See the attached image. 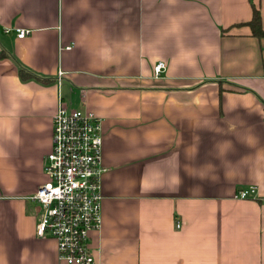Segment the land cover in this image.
<instances>
[{
    "label": "crops",
    "instance_id": "obj_1",
    "mask_svg": "<svg viewBox=\"0 0 264 264\" xmlns=\"http://www.w3.org/2000/svg\"><path fill=\"white\" fill-rule=\"evenodd\" d=\"M254 5L264 27V0H0V264H59L31 197L60 100L103 120L94 264H264Z\"/></svg>",
    "mask_w": 264,
    "mask_h": 264
},
{
    "label": "built area",
    "instance_id": "obj_2",
    "mask_svg": "<svg viewBox=\"0 0 264 264\" xmlns=\"http://www.w3.org/2000/svg\"><path fill=\"white\" fill-rule=\"evenodd\" d=\"M27 33L17 28L18 37ZM165 69V62L159 61L154 67L156 77ZM52 139L44 158L46 181L31 197L41 206L37 235L56 240L59 264H94L90 235L102 227L103 120L60 100L53 116ZM257 196L255 185L235 194L239 199Z\"/></svg>",
    "mask_w": 264,
    "mask_h": 264
},
{
    "label": "trees",
    "instance_id": "obj_3",
    "mask_svg": "<svg viewBox=\"0 0 264 264\" xmlns=\"http://www.w3.org/2000/svg\"><path fill=\"white\" fill-rule=\"evenodd\" d=\"M247 24L250 26L254 36H257L259 38L264 37V27L262 24L261 12L260 9L255 5L253 6L252 18L250 19V21L247 22ZM1 56H3V53H0V57ZM20 77L23 80H30L33 78H37V76L26 71L25 69H20Z\"/></svg>",
    "mask_w": 264,
    "mask_h": 264
}]
</instances>
